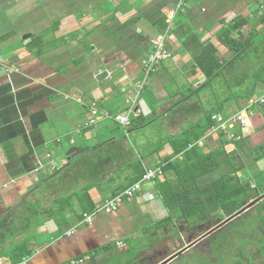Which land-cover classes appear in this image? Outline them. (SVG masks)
Returning a JSON list of instances; mask_svg holds the SVG:
<instances>
[{
	"label": "crops",
	"instance_id": "crops-1",
	"mask_svg": "<svg viewBox=\"0 0 264 264\" xmlns=\"http://www.w3.org/2000/svg\"><path fill=\"white\" fill-rule=\"evenodd\" d=\"M124 1L107 0L88 14L65 15L39 33L28 28L22 33L14 30L12 37L0 43H4L0 59L20 69L13 74L0 72V258L9 259L16 245L28 243L33 255L30 264H115L129 249L127 238L145 240L148 235L154 238L152 234L196 225L194 217L179 219L165 205L157 187L145 184L116 213L94 211L89 214H94L92 224L81 225L75 235H67L82 222L78 217L83 210L75 192L91 185L89 200L96 209L133 185L139 174L131 168L133 162L141 160L146 170L169 159L181 160V154H174L171 140L183 136L203 119L205 106V112H209L221 105L206 92L177 103L189 88L202 84L203 74L194 68V55L206 42L214 43L219 57L224 62L229 60L228 64L232 55L217 40L219 23L209 20L198 31L192 28L186 15L192 17L202 3L193 0L192 10L176 19L169 41L174 57L161 63L140 100V116L147 123L135 129L129 126L125 132L111 118L103 117L96 126L78 129L91 118L93 105L111 116L126 111V98L137 85L152 41L166 29V24L163 32L151 26L153 23L146 21L143 14L152 8H164L166 18L178 2L170 0L172 5H166L162 0ZM262 9L264 0H242L240 7L226 15V21L241 12L250 22L245 28L263 33L264 19L257 18ZM1 12L2 6L0 15ZM26 34L32 37L25 41ZM194 34L198 36L196 43L190 41ZM104 70L111 77L107 83L98 79ZM186 101L189 102L183 108ZM247 104L231 100L226 109H236L232 115ZM174 111L177 112L171 116ZM151 126L160 128L149 132ZM133 136L137 138L134 147L128 143ZM217 140L220 139L214 137L208 142ZM73 147L87 152L69 160L67 152ZM201 149L206 152V147ZM51 162L65 167L59 177L51 178L57 172L50 171ZM262 165L264 158L256 161L254 169L264 172ZM239 174L247 178L239 176L242 181L252 182L248 167ZM166 176L174 179L170 173ZM253 185L254 182L251 188ZM67 197L71 198L69 203L65 201ZM56 200L64 201L62 210L69 221L66 226H60L53 216ZM206 211L210 210L200 215ZM218 212L226 214L221 208ZM166 240L169 253L150 264H169L178 251L184 247L182 252L185 251L193 241L181 245L177 238Z\"/></svg>",
	"mask_w": 264,
	"mask_h": 264
},
{
	"label": "rangeland",
	"instance_id": "rangeland-1",
	"mask_svg": "<svg viewBox=\"0 0 264 264\" xmlns=\"http://www.w3.org/2000/svg\"><path fill=\"white\" fill-rule=\"evenodd\" d=\"M1 1L4 5H0L2 6L0 22L1 20L3 22L2 25H0V35L10 30L22 33L26 28L38 33L41 32L43 28L48 30L50 27L49 23L67 15L69 11L68 8L70 7L68 3L69 0ZM105 1L107 0H78L82 5L84 14H88L96 4H101ZM241 2L242 0H207L200 4V9L195 11L193 16L197 14L196 16H200L202 22L205 23L209 20L214 22L225 5L227 6L231 3H235L236 6L239 5L240 7ZM43 3L45 4V8H43ZM163 3L172 5L170 0H162V4ZM10 6H18V10H11ZM263 12L264 9L258 14L257 18L259 20L264 16ZM165 13L166 10L164 8L163 10L152 8L150 11L143 14V18L146 21L149 19V21L153 23L151 26L158 29L161 23L165 25ZM141 24L144 23L142 22ZM251 31H253L252 27L243 29L244 33H250ZM257 44L260 46L259 42ZM1 47H4V43L0 45V48ZM252 48L248 49L243 55L237 57V59L236 57L233 59V55H231L229 58L231 61L225 66V69L228 71V78L231 79L229 82L232 81L234 86H240L241 83L245 82L249 77L253 79L256 73L255 97L259 98L264 95V50L257 46H252ZM142 75L143 72L141 69L140 75L136 80L137 84L142 79ZM217 83L228 86L223 78L217 80ZM248 90L249 89H246L247 92ZM209 91L210 90H206V93ZM226 92H231V90L227 88ZM241 92H243L242 89ZM192 99L193 97L190 98L189 101ZM189 101L185 102L183 108L186 107ZM242 107H239V109ZM207 108L208 107L205 106L203 112H205ZM213 109L215 110V108ZM235 111L236 109L232 110L228 107L226 109L228 116L231 115V112ZM176 112L177 111H174L171 116ZM263 125L264 115L259 109L254 118V127H262ZM148 128L149 132H153L160 127L151 126ZM162 137L163 136H160L159 141ZM136 140L137 138L135 136L131 137L130 140H128L129 145L133 147L137 145ZM205 147L206 152L216 150L222 147V142L221 140L207 142ZM263 156L264 131L259 132L255 129L253 134L243 141L227 145V151L217 157L219 162L218 167L214 172L207 175L203 182L201 181V185L205 184L206 187L204 189L208 191L210 188L209 184L213 180L221 176H229L233 174L235 167L241 164L245 165L249 168V175L252 176V182L258 187L257 191L253 189L249 190V192L252 193L251 196L256 197V195L261 194L243 205L244 208L252 203L253 205L249 209L230 219L231 216L227 217L223 212H218V207L212 209L210 205L211 207L208 208L210 211H206L203 218L197 217L195 219L196 225L192 224L188 229H172L167 231V233L152 234L154 238L148 235L145 240H142L141 237L138 239L127 238L125 243L129 246V249H127V252H123L124 256L116 261L115 264H150L169 253L167 248L170 246L167 244L166 239L170 237L172 239L177 238L181 245L193 241L187 245L189 247L188 249L174 258L169 264H264V174L260 171L261 169L256 168L259 172L254 169V164L256 163L255 159L262 158ZM262 167H264V165H262ZM242 175L239 174L238 176L241 177ZM242 178H244V175ZM244 180L247 181V178H244ZM252 182L249 184L252 185ZM207 191L203 193V197L209 202L211 195L210 192ZM197 220L199 223H197ZM181 223L182 222H180V226ZM184 249L185 247L182 250Z\"/></svg>",
	"mask_w": 264,
	"mask_h": 264
},
{
	"label": "trees",
	"instance_id": "trees-1",
	"mask_svg": "<svg viewBox=\"0 0 264 264\" xmlns=\"http://www.w3.org/2000/svg\"><path fill=\"white\" fill-rule=\"evenodd\" d=\"M201 1L204 3V1L207 0ZM124 2L127 3L128 1L126 0ZM68 3L70 7L68 8L69 11L67 15H83V8L78 0H69ZM97 5H99V3L95 6ZM43 6V8H45L44 3ZM17 7L18 6L13 9L18 10ZM235 7V3H231L227 6L225 5L214 21L219 23L221 26L216 33L217 40L222 46L232 52L233 58L241 56V54L245 53L251 48V46L259 47L257 44L258 42L260 43V46L264 43V32L259 33L254 30L250 33L243 32V29L250 23L249 19L245 17L243 13H236L232 20L229 22L226 21V15H228L229 12L234 11ZM191 10L192 8H187V11ZM185 15L186 13L179 14L177 17ZM196 15L192 17L186 15V18L190 21L192 28H194L195 31H198L204 23L202 22L200 16ZM55 24L57 27L58 22L56 21ZM164 28V24L161 23L159 31L163 32ZM13 33L14 30H10L0 35V43L12 37ZM35 39L36 38L34 36L31 39V42ZM190 41L192 43L198 42V36L196 34L192 35ZM261 47H263V45ZM194 62V68L201 71L205 80L199 87L189 88L188 91L178 99L177 103L187 97H200L204 92H206V90H210L207 92V96L212 100L221 102V105H219V107L215 110L204 112L203 119L186 131L183 136L176 137L171 140L174 154H181L182 159L175 161L169 159L165 162V164L160 165L163 169L164 175L162 179L157 182L156 187L165 205L173 211L174 214H177L179 219H190L193 217L194 219L197 217L203 218V215H200V213L202 214L203 211L211 206L212 209H215L216 207L221 208L226 212L227 216H233L236 212L243 208L245 203H248L261 195L252 197V193L249 192V190H252L251 185L249 182L242 181L238 176V173L245 169L246 166L241 164L234 168L233 174L229 176H221L220 178L213 180L209 184L210 188L208 191L204 189L206 187L205 185H201V178L215 171L219 164L217 157L226 152L227 145L243 141L246 137L237 141H229L226 140L225 136L221 135L220 140L222 142V147L209 152H204L199 146L188 149V145L203 138L206 132L210 129V126H212L210 120L211 114L220 113L224 117H229L226 113V104L229 101H247L248 103L251 98H255L256 73L253 79L249 77L246 80L247 82H242L240 85L241 87L234 86L232 81L229 82L231 79L228 78V71L225 69V66L229 61H222L218 55V48L210 41L205 43L201 52L194 55ZM221 78L227 82L228 86L217 83V80ZM227 88L231 90V92H226ZM241 89L243 92H241ZM246 89H249L248 92ZM259 109L264 115V105H261L258 110ZM146 123L147 121L143 119L142 116L133 118L131 120L130 128L135 129L144 126ZM262 128L264 129V125L255 129L256 131H260ZM262 158H264V156ZM262 158L255 159V162ZM131 168L139 172L137 178L133 182V184H135L143 178L145 170L142 167L141 160L133 162ZM168 173H170L174 179L167 177L166 175ZM262 173L264 174V172ZM59 176L60 175L57 177ZM91 187V185H88L75 192L83 210V213L78 217L81 221H84L87 216H91L89 214L95 211L93 203L89 200L90 197L88 193ZM206 191L210 192L211 195L209 202H207L203 197V193H206ZM70 200L71 198L67 197L65 201L69 203ZM60 202L62 201L56 200V209L54 210L53 216L60 226H66L69 221L62 210L64 207V201L61 205L57 206ZM30 254H32V248L29 244L21 243L13 248L11 254L9 255V259L12 263H19L25 256Z\"/></svg>",
	"mask_w": 264,
	"mask_h": 264
},
{
	"label": "built area",
	"instance_id": "built-area-1",
	"mask_svg": "<svg viewBox=\"0 0 264 264\" xmlns=\"http://www.w3.org/2000/svg\"><path fill=\"white\" fill-rule=\"evenodd\" d=\"M187 3L188 0H178L177 4L173 6L166 14L165 31L157 36L152 41V46L149 49L147 56L145 57L142 64V79L140 82L134 87L135 89L129 96L126 98V106L127 109L123 113L116 114L111 116L106 112H101L97 105H93L90 109L91 118L78 126L79 130L83 128H88L92 126H96L98 121L105 117L111 118L117 124L123 127L126 130L129 128L131 124V120L133 118H137L141 114L140 110V100L146 92L148 82L150 78L158 71L162 62L168 59H172L174 57L172 48L169 46V41L172 35V32L175 29V20L179 14H184L187 11ZM0 72H4L6 74L19 73L20 69L11 64L10 62L3 61L0 59ZM78 102H81V98H77ZM264 105V95L259 98H252L249 100L247 106L241 110L232 114L229 117H224L220 113H213L210 115V120L212 126L206 132L203 138L198 140L197 142L190 143L188 145V149H191L195 146H199L200 148H204L206 143L210 138H218L220 139L221 135L225 136L226 140L229 141H237L243 137L250 136L254 132V118L257 115L258 108ZM72 145L75 144V141H71ZM51 156L48 155V158ZM49 169L51 172L58 171L60 167L51 162L49 165ZM40 171V169H38ZM164 175L163 169L160 166L155 168H147L145 170V174L143 178L137 183L130 186L124 192L118 194L112 199L106 200L100 205H98L95 209V213H104V214H113L119 211L121 206L123 205L126 199H130L135 197L139 192H141L144 188L145 184H150L152 186H156L157 182L162 179ZM252 188L257 189L256 185H253ZM87 216L84 221L80 222L78 226L71 229L67 235L73 236L76 234L78 228L81 225H90L93 222V216ZM120 245L122 243H119ZM33 259V255L25 256L19 263H12L7 258H0V264H30Z\"/></svg>",
	"mask_w": 264,
	"mask_h": 264
},
{
	"label": "water",
	"instance_id": "water-1",
	"mask_svg": "<svg viewBox=\"0 0 264 264\" xmlns=\"http://www.w3.org/2000/svg\"><path fill=\"white\" fill-rule=\"evenodd\" d=\"M193 6H195V2L193 0H189L187 3V8H192ZM32 37V34H26L23 39L26 41L28 39H30ZM98 79L104 83H107L111 77L109 76V73L107 70L101 71L98 75ZM205 80V78H203L202 82ZM87 152V149H79L77 147H73L71 148L68 152H67V156L68 159L70 160L71 158H75L76 156H79L83 153ZM65 169V167L60 168L53 176H51V178L55 177L56 175H58L61 171H63ZM253 204H249L246 207H244L243 209H241L238 213H236L234 216H231V218H234L235 216L239 215L240 213H242L243 211L249 209ZM229 220V219H228ZM196 243V242H195ZM193 245V244H192ZM182 253V250L180 252H178L177 254H175V257H177L178 255H180ZM168 262L162 263V264H167Z\"/></svg>",
	"mask_w": 264,
	"mask_h": 264
},
{
	"label": "bare ground",
	"instance_id": "bare-ground-1",
	"mask_svg": "<svg viewBox=\"0 0 264 264\" xmlns=\"http://www.w3.org/2000/svg\"><path fill=\"white\" fill-rule=\"evenodd\" d=\"M251 5V4H250ZM250 18V17H249ZM251 19V18H250ZM253 49V48H252ZM254 52V51H253ZM260 59V58H259ZM256 63V62H255ZM251 82V81H250ZM211 127V126H210ZM231 144V143H230ZM253 192V191H252ZM255 207V206H254Z\"/></svg>",
	"mask_w": 264,
	"mask_h": 264
}]
</instances>
